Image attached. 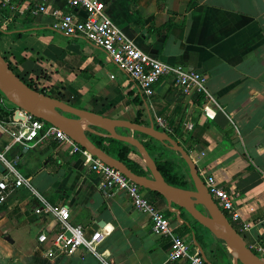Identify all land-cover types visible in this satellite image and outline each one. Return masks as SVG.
Returning <instances> with one entry per match:
<instances>
[{"label":"crops","instance_id":"crops-1","mask_svg":"<svg viewBox=\"0 0 264 264\" xmlns=\"http://www.w3.org/2000/svg\"><path fill=\"white\" fill-rule=\"evenodd\" d=\"M100 1L113 23L142 51L205 73V87L213 99L183 93L167 76L154 82L150 97L142 95L103 48L80 35L59 32L48 13L8 19L6 31L0 33V52L17 74L37 77L45 93L75 106L114 118L137 117L140 123H155L159 115L188 151L199 176L210 173L218 185L235 193L242 222L234 226L245 244L253 248L264 243V0ZM49 3L71 9L77 17L84 15L66 0ZM203 105L211 116L205 115ZM14 110L11 103L2 102L0 148L5 157L45 200L66 204L71 222L88 231L99 229L102 236L97 255L82 247L47 254L36 234L52 225L51 216L34 213L36 197L25 187H14L0 204V264H186L184 259H166L167 237L154 234L146 213L136 210L122 192L102 190L88 159L79 152L54 140L25 150L12 143L3 126L15 116ZM120 144L109 141L107 149L114 154ZM157 145L150 148L152 156L159 152L176 170L186 172L176 151ZM128 156L139 160L131 151ZM146 192L166 214L172 230L196 248L189 229L167 209L164 197ZM194 225V237L202 243L200 228ZM214 243L222 259L214 260L209 247L204 249L206 256L215 264L227 262L222 243Z\"/></svg>","mask_w":264,"mask_h":264},{"label":"built area","instance_id":"built-area-1","mask_svg":"<svg viewBox=\"0 0 264 264\" xmlns=\"http://www.w3.org/2000/svg\"><path fill=\"white\" fill-rule=\"evenodd\" d=\"M66 2L70 8H81L84 15L77 17L71 9L62 10L50 5L49 0H0V6L14 15L48 13L51 17L50 24L55 29L66 35H80L103 48L109 58L136 82L144 96L150 97L154 91V82L161 76H167L181 92L201 94L206 101L213 99L205 87V73L185 64L162 61L142 51L108 17L104 12L102 1L66 0ZM3 100V96L0 95V109ZM12 106L16 110L15 116L7 121L9 123L7 126L2 125L12 143L33 146L46 140H54L58 144L68 146L71 152H79L88 159V168L96 175L98 186L102 190L122 192L136 210L146 213L150 230L156 235L167 237L166 259H184L186 264H207L197 249L192 247L190 240H186L183 235L172 230L168 217L147 194L146 188L90 154L55 125L14 104ZM202 108L205 115L211 116L205 105ZM154 121L170 134L172 129L167 126L163 118L157 115ZM2 122L0 119V124ZM185 126L189 127L190 124L185 123ZM0 164L4 169L0 172V204L5 200L10 189L25 187L37 199L32 211L51 216L52 225L36 234V240L38 244L43 245L44 252L69 253L77 247H82L85 251L99 254L96 250V245L102 236L99 229L88 231L80 223L71 222L66 204L51 203L40 196L30 184L28 176L13 167L12 160L5 157L4 149L1 148ZM202 178L208 192L224 212L227 220L233 226L242 222L234 202L235 193L218 185L210 173H204ZM251 249L264 260V243H255Z\"/></svg>","mask_w":264,"mask_h":264},{"label":"water","instance_id":"water-1","mask_svg":"<svg viewBox=\"0 0 264 264\" xmlns=\"http://www.w3.org/2000/svg\"><path fill=\"white\" fill-rule=\"evenodd\" d=\"M22 29L24 28L20 30ZM0 30L6 31L3 28ZM0 93L15 106L58 127L90 154L113 166L135 183L162 195L167 209L174 212L175 217L189 229L193 245L207 264L215 263L206 256L204 251L206 247L210 248L214 260L222 259L215 241L222 243L229 255L227 261L229 264H264V260L245 244L242 235L227 220L224 212L212 198L188 151L152 120L148 119L147 123H140L125 118L105 116L35 89L12 70L1 52ZM120 128H124L125 131H120ZM133 132L144 134L152 148L161 144L176 151L186 167V172H181L183 182L177 184L168 182L157 168L149 149L143 144V139L135 136ZM88 133L100 137L103 147L97 145ZM108 138L116 139L131 147L129 151L139 157L142 172L131 170L123 160L108 152L105 149L109 145ZM25 149V146L21 148V150ZM16 159L14 157V160ZM180 213H184L182 218ZM194 224L200 228L197 235L202 243L196 241L194 237Z\"/></svg>","mask_w":264,"mask_h":264},{"label":"trees","instance_id":"trees-1","mask_svg":"<svg viewBox=\"0 0 264 264\" xmlns=\"http://www.w3.org/2000/svg\"><path fill=\"white\" fill-rule=\"evenodd\" d=\"M14 14H10L8 13L4 8H2L0 6V28H6L7 24L6 21L10 18H13ZM169 23L166 22V26ZM27 32H31L33 31V29L28 28L26 29ZM3 31L0 30V33H2ZM9 66L11 67V65L9 64ZM12 68V67H11ZM13 70V68H12ZM20 78L27 83L29 86L38 89L40 91H43V87L40 83V80H38L37 77H33V76H24L22 74H19ZM1 94V93H0ZM10 112V110H8ZM137 114V113H136ZM135 121H139V119L136 117ZM143 136H145L144 134H141ZM88 136L99 146H102L100 137L88 133ZM108 140L110 142H119L116 139H112V138H108ZM121 143V142H120ZM143 144L147 147V149L152 148V145L149 143V141L143 140ZM105 149L109 152V150L105 147ZM129 149H131V147H129L127 144L125 143H121L117 149H115L114 151V156L118 157L119 159L123 160L126 165L133 171L135 172H142V168H141V163L139 162L138 158H131L128 156V152ZM150 151V150H149ZM151 154V153H150ZM154 161L156 163L157 168L159 169V171L161 172V174L163 175V177L170 183H175V182H183L182 181V177H183V173H181L179 170H176L173 165L171 164V161L169 158L165 157L164 155L160 154L158 152L157 156H153ZM154 193L158 194L157 192L153 191ZM226 264H229L228 262Z\"/></svg>","mask_w":264,"mask_h":264},{"label":"rangeland","instance_id":"rangeland-1","mask_svg":"<svg viewBox=\"0 0 264 264\" xmlns=\"http://www.w3.org/2000/svg\"><path fill=\"white\" fill-rule=\"evenodd\" d=\"M22 74V73H21ZM22 75H24V74H22ZM25 76V75H24ZM0 95H2V94H0ZM3 96V95H2ZM3 98H4V100H3V102L4 101H7V102H9L4 96H3ZM9 103H11V102H9ZM12 104V103H11ZM149 150H150V148H149ZM151 154H153L152 153V151H149ZM174 167V166H173ZM174 183V182H173ZM177 183H179V181L178 182H175V184H177ZM143 190H145V189H143ZM181 215H184V213H180ZM210 255H211V253H210Z\"/></svg>","mask_w":264,"mask_h":264},{"label":"flooded vegetation","instance_id":"flooded-vegetation-1","mask_svg":"<svg viewBox=\"0 0 264 264\" xmlns=\"http://www.w3.org/2000/svg\"><path fill=\"white\" fill-rule=\"evenodd\" d=\"M125 131V130H124ZM107 148V147H106Z\"/></svg>","mask_w":264,"mask_h":264}]
</instances>
